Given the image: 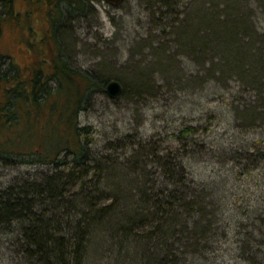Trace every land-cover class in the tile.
<instances>
[{"label": "trees", "instance_id": "trees-1", "mask_svg": "<svg viewBox=\"0 0 264 264\" xmlns=\"http://www.w3.org/2000/svg\"><path fill=\"white\" fill-rule=\"evenodd\" d=\"M24 1L21 12L17 0H0V32L23 27L37 56L26 73L0 53V167L26 169L0 188L10 264H89L91 251L99 264H264V34L251 19L256 7L264 16V0H242L244 8L239 0H139L150 31L194 66L179 90L230 93L227 108L246 141L224 152L232 166L218 180L191 174L212 158L205 122L182 123L168 138L125 134L96 151L78 121L83 104L110 80L124 97L127 82L105 62L97 72L73 68L64 37L100 0Z\"/></svg>", "mask_w": 264, "mask_h": 264}, {"label": "rangeland", "instance_id": "rangeland-1", "mask_svg": "<svg viewBox=\"0 0 264 264\" xmlns=\"http://www.w3.org/2000/svg\"><path fill=\"white\" fill-rule=\"evenodd\" d=\"M236 1L225 2L233 5ZM239 1L243 6V1ZM25 5L24 0H17L16 6L21 12ZM93 6L95 13L86 18H76L68 24L69 29L64 37L68 45V60L73 68L83 72H97L99 65L105 62L116 72L113 78L121 83L124 80L128 88L127 95L119 99L112 100L106 93H93L83 104L78 121L81 126L91 129L95 150L102 149L106 140L121 138L125 134H130L132 141L160 138V133L168 138L167 134L182 123L205 122L212 128L209 134L212 158L203 163H193L191 174L196 180H218L220 175L228 174L232 163L224 161V152L229 157L231 146L240 147L246 141L238 134L236 123L227 108L230 93L206 90L198 96L179 90L188 74L194 71V66L182 61L173 43L167 42L168 39L160 36V32L150 31L147 4L139 0H100ZM254 10L255 15L251 19L255 21L258 32L264 34V16H257L261 8ZM26 33L18 25H4L0 32V53L11 56L22 71L30 73L37 56L24 43ZM160 44H165L161 56ZM162 69L171 70V73L164 75L165 79L160 75ZM177 70L181 75L176 74ZM130 82L141 83L146 85V89L153 90L142 94ZM247 137L254 136L250 133ZM24 171L25 168L0 167V188ZM7 244L8 240L0 237V264H10ZM94 244L92 246L96 247ZM89 254V264L100 263L93 251Z\"/></svg>", "mask_w": 264, "mask_h": 264}, {"label": "water", "instance_id": "water-1", "mask_svg": "<svg viewBox=\"0 0 264 264\" xmlns=\"http://www.w3.org/2000/svg\"><path fill=\"white\" fill-rule=\"evenodd\" d=\"M105 93L110 99H117L122 94V86L118 81L110 80L105 86Z\"/></svg>", "mask_w": 264, "mask_h": 264}]
</instances>
